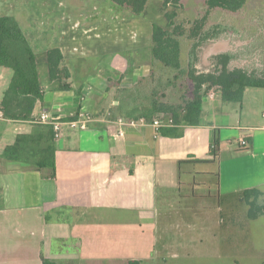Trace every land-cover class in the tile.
I'll use <instances>...</instances> for the list:
<instances>
[{"label": "crops", "instance_id": "obj_1", "mask_svg": "<svg viewBox=\"0 0 264 264\" xmlns=\"http://www.w3.org/2000/svg\"><path fill=\"white\" fill-rule=\"evenodd\" d=\"M30 25L33 29L39 28L35 22ZM75 25L83 26V34L92 29L87 23L84 25L79 21ZM145 29L150 35L144 45H140V56L136 63L131 64L130 74L121 73V68L120 72L104 69L107 72L104 82H97L96 71L92 73L90 70L89 59L78 66L75 54L80 48L87 49L89 53L91 50L104 53L110 49L107 42L80 47L78 44L72 45L58 31L48 33L43 28L39 29L43 37H39L36 43L43 42V51L55 46L62 51L65 65L70 71L71 89L56 90L47 76L45 82L40 78L44 93L42 100H38L34 106L33 119H0L2 256L4 249L13 253L10 256H16V250L23 244V248L32 250L38 263L42 264L43 258L61 259L50 251L49 243L54 239L64 243L74 240L75 245L82 244L84 250L91 247L86 238L90 230H80V223H96L89 216L85 217L87 213H158L157 190L162 189L167 193L180 188L182 165H188L184 167L185 173L193 174L196 173L193 164H214L218 159L217 176L224 191L263 186L264 116L255 114L252 104L247 111L252 121L242 122L243 117L248 115L244 107L248 94L256 98L259 96L256 91H249L250 88L244 90L241 104L225 103L218 92L211 88L203 98L202 124L179 126L176 135L156 132L148 124L122 129L117 125L116 118L120 115L113 116L112 107L118 104V89L131 87L150 72L152 59L149 40L152 26ZM23 31L28 38L26 31ZM81 41L79 39V43ZM96 47L101 51L94 50ZM120 65L114 63L112 68ZM10 77L0 68V101ZM211 91L213 96L209 97ZM44 111L49 119H57L60 123V135L54 139V169L42 167L36 170L24 161L3 157L4 148L12 144L17 135L45 128L46 123L39 121ZM83 118H86L84 127L69 124ZM241 122L243 125H240ZM235 127L247 131L242 134ZM227 132L232 137L235 132L237 144L241 137H246L248 144L241 146L242 149L246 148L244 153L228 151V155L223 157L224 150L227 151L225 142L231 143L227 140L230 138ZM215 138L219 149L214 158L210 148ZM112 158L116 159L120 168L112 169ZM82 217L86 218L84 222L81 221ZM26 232L33 236L32 241L18 240V236ZM42 245L49 251L48 256L39 252ZM65 259L68 257L65 256Z\"/></svg>", "mask_w": 264, "mask_h": 264}, {"label": "rangeland", "instance_id": "obj_2", "mask_svg": "<svg viewBox=\"0 0 264 264\" xmlns=\"http://www.w3.org/2000/svg\"><path fill=\"white\" fill-rule=\"evenodd\" d=\"M181 2L177 22L191 21L205 12V0ZM161 5L162 0H148L145 15H135L110 0H0V14L14 16L39 53L45 48L42 41L36 43L43 37L40 28L48 33L58 31L72 45L80 47L107 42L110 49L104 53L92 50L89 53L80 48L75 54L78 66L89 59L97 82H104L107 75L104 69L120 72L121 68V73L130 74L131 64L140 56V45H144L150 35L145 28H151L152 22H164ZM207 17L205 29L214 34L217 28L218 33L197 48L196 69L213 70L214 57L230 53V68L243 67L263 76L264 0H248L236 15L213 9ZM76 21L87 23L92 29L83 34V26H76ZM33 22L39 28L33 29L30 25ZM79 39H82L80 43ZM189 43L181 38L182 62L187 58ZM94 50L101 51L97 47ZM114 63L121 65L112 68ZM38 70L45 82V66L39 65ZM3 71L12 75L9 68ZM249 88L259 96L248 94L245 111L253 104L254 113L263 117L264 88ZM173 92L172 89L167 91L169 101H177ZM250 119L248 113L242 122L252 121ZM235 128L242 134L247 131ZM227 133L231 143L225 142L227 151L224 150L223 157L228 151L244 153L236 142L235 132L233 137ZM217 162L218 159L214 164H193L196 172L193 174L185 173L188 165H182L180 188L167 193L157 190L158 213H87L85 217L89 216L96 223H80V230H90L86 238L91 247L84 250L82 244L76 246L74 240L64 243L54 239L49 243L50 251L61 258L57 261L59 264H127L128 259H141L142 264H264V197L256 202L260 210L250 209L240 195L242 190L224 191L217 176ZM259 189L264 191V184ZM85 217L81 221L84 222ZM32 238L29 232L18 236V240L25 242H31ZM23 247L22 244L16 250V256H10L13 253L4 249L3 256L0 253V264H39L33 251ZM39 252L49 255L43 245Z\"/></svg>", "mask_w": 264, "mask_h": 264}, {"label": "trees", "instance_id": "obj_3", "mask_svg": "<svg viewBox=\"0 0 264 264\" xmlns=\"http://www.w3.org/2000/svg\"><path fill=\"white\" fill-rule=\"evenodd\" d=\"M126 8L135 15H145L148 0H110ZM182 0H162L161 13L164 22H152L150 53L152 65L147 76L140 77L129 88L118 89V104L112 107V113L126 118L144 117L151 121L158 113L166 114L173 120L170 127H162V134L176 135L179 126H197L202 124L203 98L208 91L215 89L221 100L241 104L244 90L249 87L264 88V75L259 76L243 67L228 66L230 53L216 55L215 66L210 71L196 69L197 48L218 33L211 34L206 28L208 12L218 9L230 15H236L248 0H205V12L191 21L177 22ZM181 38L190 41L187 58L181 60ZM264 52V36L262 37ZM39 65L46 68L49 82L56 90H70V71L65 65L59 47H50L36 52L30 44L19 22L14 16L0 14V68L12 70L8 86L3 92L0 108L5 119L31 121L34 106L43 98V86L40 80ZM264 73V60H263ZM172 89L177 101H169L167 91ZM166 98V99H165ZM30 134H19L12 144L7 145L2 156L24 161L36 170L42 167L54 169V132L50 124ZM210 154L215 158L218 153V141L215 138ZM242 150H246L242 149ZM112 158V169L120 168ZM241 197L250 209L261 207L257 200L264 197L259 188L244 189ZM263 211V209H262ZM58 260L43 258L42 264H59ZM127 264H142L141 259H128Z\"/></svg>", "mask_w": 264, "mask_h": 264}, {"label": "built area", "instance_id": "obj_4", "mask_svg": "<svg viewBox=\"0 0 264 264\" xmlns=\"http://www.w3.org/2000/svg\"><path fill=\"white\" fill-rule=\"evenodd\" d=\"M213 96V92L209 94V97ZM4 114L2 109L0 108V119H4ZM39 121L50 124L52 126L55 138H58L60 135V123L57 119H49V116L46 111L42 112L39 116ZM86 118L81 120H73L70 121L69 124L75 126L76 124H80L81 127H84ZM117 125L122 129L124 127H138L141 125H151L156 132H159V129L162 127H170L173 125V120L170 116H167L163 113H158L155 117L151 119V121H147L144 117L138 118H126L123 116L116 118ZM246 137H241L239 139V145L245 147L247 145Z\"/></svg>", "mask_w": 264, "mask_h": 264}]
</instances>
